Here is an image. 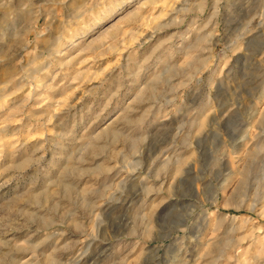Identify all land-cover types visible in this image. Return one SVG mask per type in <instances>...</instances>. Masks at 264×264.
<instances>
[{
	"label": "rangeland",
	"instance_id": "374dc122",
	"mask_svg": "<svg viewBox=\"0 0 264 264\" xmlns=\"http://www.w3.org/2000/svg\"><path fill=\"white\" fill-rule=\"evenodd\" d=\"M0 264H264V0H0Z\"/></svg>",
	"mask_w": 264,
	"mask_h": 264
},
{
	"label": "bare ground",
	"instance_id": "6f19581e",
	"mask_svg": "<svg viewBox=\"0 0 264 264\" xmlns=\"http://www.w3.org/2000/svg\"><path fill=\"white\" fill-rule=\"evenodd\" d=\"M89 246H90V245H89ZM89 246H88V247H89ZM85 248H86V247H85Z\"/></svg>",
	"mask_w": 264,
	"mask_h": 264
}]
</instances>
